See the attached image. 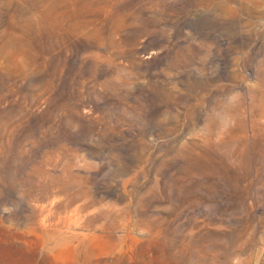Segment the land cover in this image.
<instances>
[{
	"label": "rangeland",
	"instance_id": "1",
	"mask_svg": "<svg viewBox=\"0 0 264 264\" xmlns=\"http://www.w3.org/2000/svg\"><path fill=\"white\" fill-rule=\"evenodd\" d=\"M0 264H264V0H0Z\"/></svg>",
	"mask_w": 264,
	"mask_h": 264
},
{
	"label": "clouds",
	"instance_id": "2",
	"mask_svg": "<svg viewBox=\"0 0 264 264\" xmlns=\"http://www.w3.org/2000/svg\"><path fill=\"white\" fill-rule=\"evenodd\" d=\"M238 97H239V94L238 93H234V94L230 95L227 99H228L229 103H234V102H236L238 100ZM222 123L224 124L225 127H227L228 124H229V121H227L225 119V120H222Z\"/></svg>",
	"mask_w": 264,
	"mask_h": 264
}]
</instances>
